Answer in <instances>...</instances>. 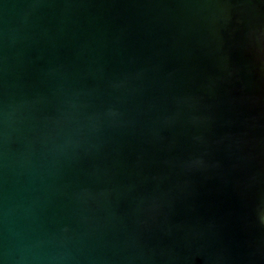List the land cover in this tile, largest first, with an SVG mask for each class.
Instances as JSON below:
<instances>
[{
	"label": "water",
	"instance_id": "water-1",
	"mask_svg": "<svg viewBox=\"0 0 264 264\" xmlns=\"http://www.w3.org/2000/svg\"><path fill=\"white\" fill-rule=\"evenodd\" d=\"M264 0H0V264H264Z\"/></svg>",
	"mask_w": 264,
	"mask_h": 264
},
{
	"label": "clouds",
	"instance_id": "clouds-1",
	"mask_svg": "<svg viewBox=\"0 0 264 264\" xmlns=\"http://www.w3.org/2000/svg\"><path fill=\"white\" fill-rule=\"evenodd\" d=\"M260 221H261V223H264V214L260 215Z\"/></svg>",
	"mask_w": 264,
	"mask_h": 264
}]
</instances>
